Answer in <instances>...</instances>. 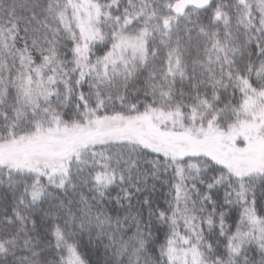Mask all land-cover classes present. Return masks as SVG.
Returning <instances> with one entry per match:
<instances>
[{
  "label": "snow or ice",
  "instance_id": "1",
  "mask_svg": "<svg viewBox=\"0 0 264 264\" xmlns=\"http://www.w3.org/2000/svg\"><path fill=\"white\" fill-rule=\"evenodd\" d=\"M0 264H264V0H0Z\"/></svg>",
  "mask_w": 264,
  "mask_h": 264
},
{
  "label": "trees",
  "instance_id": "2",
  "mask_svg": "<svg viewBox=\"0 0 264 264\" xmlns=\"http://www.w3.org/2000/svg\"><path fill=\"white\" fill-rule=\"evenodd\" d=\"M92 258L95 259V256H93Z\"/></svg>",
  "mask_w": 264,
  "mask_h": 264
}]
</instances>
